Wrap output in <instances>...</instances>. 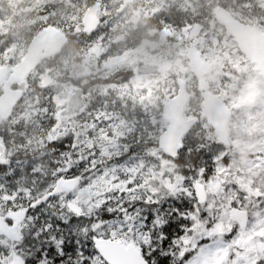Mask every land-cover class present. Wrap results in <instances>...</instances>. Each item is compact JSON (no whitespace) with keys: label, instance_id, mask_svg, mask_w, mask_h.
Instances as JSON below:
<instances>
[{"label":"trees","instance_id":"trees-1","mask_svg":"<svg viewBox=\"0 0 264 264\" xmlns=\"http://www.w3.org/2000/svg\"><path fill=\"white\" fill-rule=\"evenodd\" d=\"M98 1L107 13L102 15L99 28L87 34L83 30V14ZM42 3L41 0H3L0 7V20L4 25V30L0 32V65L13 66L24 55L22 53L6 58L2 50L17 43L23 44L26 51L34 33L49 24L62 29L69 37L66 47L59 54L41 59L37 70L28 78L24 86L25 93L12 117L0 122V183H3L0 215L18 208H27L30 211L28 223L22 231V241L12 245L26 262L35 257L43 244V237L37 239L35 233L66 202L61 200V195H56L34 208H30V205L49 193L58 178H78L80 187L103 179L108 184L112 183V191L107 193L108 198L110 195H118L114 190L122 189L129 180L136 181L142 187L147 182L161 184L159 177L154 174L161 173L162 165L153 151L163 153L159 148L158 138L167 126L163 117L166 98L173 96L178 89L175 73L169 72L167 77L159 78V84L164 80L170 87L166 93L161 89L158 111L152 110L153 105L143 106V102L138 103L135 100L137 118L142 119L143 114L141 124L153 132V137L149 138L148 132L141 126L131 129L127 132L129 137L124 140L126 145H130L129 151L122 154L99 143V134L105 133L107 137L104 139H107L108 136H114L115 130L124 128L120 120L115 127L114 122L106 117L107 114L117 117L126 115L130 119L128 114L132 110L127 108L128 94L122 86L134 78L136 66L125 68L109 79L101 78L100 74L88 75L83 77L87 79V84L80 77H70L69 71L63 70L65 66L83 61L89 47L92 48L95 44L104 47L106 56L122 54L127 47H136L148 31L155 28L200 26L205 29L207 23L212 21L226 30L214 15L215 9L220 5L235 17H242L245 22H250L264 31V6L261 7L258 0H135L121 8V3L116 0H62L46 3L38 11ZM18 49L19 47L16 52ZM226 70L227 73L231 71L235 74L232 68L226 67ZM55 81L72 89L76 99L75 117L83 124L82 127H86V134L75 128L74 121L69 124L60 116L57 98L59 92L55 88ZM107 84L114 86L102 88ZM190 92L192 96L186 115L198 117V122L185 135L182 150L171 161L174 173L183 179L178 189L163 184L169 194L180 199L194 192L196 179L205 177L206 169H212L207 178L214 176L216 162L225 149V146L217 142L214 129L202 117L201 91L195 85ZM88 93L91 96L86 98ZM153 115L158 122L148 126V118ZM164 157L167 158L165 154ZM124 165L131 169L129 173L118 169ZM111 167L112 170L121 172V175H111ZM193 173L196 179L189 187L185 184V178L192 179ZM254 179L258 186L263 184L261 176L254 174ZM181 192L184 196H181ZM71 196L73 193L67 194L66 200ZM35 217L40 218L39 223L34 220ZM230 224L233 225L231 221ZM108 238L120 239L112 234ZM7 250L10 254L8 245ZM0 252L2 253V237Z\"/></svg>","mask_w":264,"mask_h":264},{"label":"rangeland","instance_id":"rangeland-1","mask_svg":"<svg viewBox=\"0 0 264 264\" xmlns=\"http://www.w3.org/2000/svg\"><path fill=\"white\" fill-rule=\"evenodd\" d=\"M41 1L43 3L38 11L42 10L46 3L62 0ZM258 3L261 7L264 6V0H258ZM106 13L107 10L101 8L100 15ZM240 18L245 21L244 18ZM3 30L4 25L0 20V32ZM190 48L202 51L204 58L214 64V72L206 77L208 89L215 92L232 110V117L228 125L229 144L225 146L224 152L216 162L214 176L207 179L200 177L195 181L205 186L208 199L205 204L197 208V214L193 217L196 221L193 225L194 235L185 239L184 250H187L189 245L195 248L196 240L200 235H211L215 239L223 240L224 244L216 248L213 254H202L198 257L199 264H257V261L264 256V80L257 66L239 50L236 40L227 29H222L212 21L207 23L205 29L200 26L155 28L148 31L136 47H127L122 54L106 56L104 47L95 44L94 47H89V52L83 61L72 62L63 70H68L70 77L82 78L85 80L84 84H87V79L83 77L88 75L100 74L101 78L109 79L125 68L136 66L134 78L130 83L122 86L128 94L127 108L132 110V113L128 114L130 119L128 120L126 115L117 117L107 114L106 117L114 122L115 127L118 126L116 122L120 120L124 128L115 130L114 136H108L107 139H104L107 137L105 133L99 134V143H103L104 147L126 154L130 145H126L124 140L126 141V137H129L127 132L131 129L141 126L148 132L149 138L153 137V132L141 124L143 114L142 119L137 118L138 113L134 103L137 101L143 102V106L153 105L152 110L158 111L161 89L166 93L170 87L164 80L159 84L161 80L159 78L167 77L169 72H174L177 79H183L186 82L189 91L193 86H197V80L186 58ZM22 53H25L23 44L17 43L2 50L6 58L11 55L16 57L17 54ZM226 67L232 68L235 74L231 71L227 73ZM47 79L49 80L48 77ZM109 86L114 84H107L102 88ZM55 88L59 92L57 98L60 116L69 124L74 121L75 128L82 134H86V127H82L83 124L75 117L76 99L70 86L55 81ZM90 96L91 94L88 93L85 97ZM148 119V126L158 122L155 115ZM216 138L219 143V138L217 136ZM153 154L162 165L161 173L154 176L159 177L161 184L178 189L183 178L174 173L172 160L165 158L164 154L158 150H154ZM113 167L109 173L113 176L121 175V172L112 170ZM118 169L126 173L131 171L125 165ZM254 174L261 176L262 185L258 186ZM111 184L102 179L78 188L68 201L67 195H62L61 200L67 204L78 205L79 209L83 207L91 211L108 198L107 193L112 188ZM159 185L160 183L157 182H147L144 187L151 188ZM2 189L3 183H0V193ZM234 206L249 212L250 222L247 228L230 224V212ZM201 209L208 213L205 220L199 219ZM206 225H208L207 228ZM112 236L120 238L118 240L124 243L132 242L130 239L126 241L124 236L118 234V230L113 232ZM0 260L7 264L11 259L0 252Z\"/></svg>","mask_w":264,"mask_h":264},{"label":"snow or ice","instance_id":"snow-or-ice-1","mask_svg":"<svg viewBox=\"0 0 264 264\" xmlns=\"http://www.w3.org/2000/svg\"><path fill=\"white\" fill-rule=\"evenodd\" d=\"M211 171L205 170V179ZM195 179L193 173L192 179L185 178V184L190 187ZM114 191L118 195H110L92 211L62 204L35 233V238L43 237V244L26 264H108L98 241L117 230L138 246L143 264H199L198 257L211 255L224 244L211 235H200L195 248L189 245L184 250L185 239L194 235L193 216L199 206L194 192L180 199L169 194L163 184L142 187L133 180ZM207 216L201 209L199 219ZM34 220L40 222L39 217ZM0 264L5 262L0 260ZM257 264H264V256Z\"/></svg>","mask_w":264,"mask_h":264},{"label":"water","instance_id":"water-1","mask_svg":"<svg viewBox=\"0 0 264 264\" xmlns=\"http://www.w3.org/2000/svg\"><path fill=\"white\" fill-rule=\"evenodd\" d=\"M2 0H0L1 3ZM130 3L134 0H118ZM100 3L97 2L85 12L83 26L86 33L94 32L101 24L99 16ZM218 22L223 24L235 38L239 50L253 64L257 65L264 79V31L247 24L232 15L224 6H219L215 11ZM68 36L61 29L49 25L43 31L38 32L31 39L23 59L12 68L0 65V117L5 120L10 118L15 105L22 98L24 90L13 87L15 84H23L26 78L39 65L41 58L52 57L61 52L66 46ZM189 60V67L198 78V87L203 94L202 116L214 128L220 142L223 145L229 144L228 124L231 117V110L224 105L218 95L208 90L206 77L213 73L214 64L208 62L201 51L190 48L186 54ZM179 89L177 93L167 100L164 118L168 122L166 130L159 136L158 145L169 158H176L183 148V138L188 131L194 127L198 118L185 117V110L188 105L190 94L183 79L178 80ZM79 179L60 177L53 190L38 199L32 206L48 201L52 196L60 193H70L79 187ZM195 196L199 203L207 201V193L203 184L197 182L194 185ZM27 210L20 209L0 216V236L4 235L11 241L19 242L21 237L17 230L19 224L25 221ZM6 219L12 220L10 226ZM231 220L242 228L249 223L247 210L234 207L231 209ZM101 254L108 261V264H143L138 247L133 243H123L119 240L104 239L98 241ZM262 248V246H261ZM9 264H25L24 259L18 255Z\"/></svg>","mask_w":264,"mask_h":264},{"label":"flooded vegetation","instance_id":"flooded-vegetation-1","mask_svg":"<svg viewBox=\"0 0 264 264\" xmlns=\"http://www.w3.org/2000/svg\"><path fill=\"white\" fill-rule=\"evenodd\" d=\"M12 86H13L14 88L16 87L15 85H12ZM1 92H2V87L0 86V93H1ZM27 211H28V212H27V217H28V220H29V217H30V214H29V213H30V211H29V210H27ZM28 220H27V218H26V220H25L24 222H22L21 224H19V226H18V231H19L20 235L23 234V233H22L23 228L27 225ZM7 223H8L10 226H12V225L14 224L13 221L8 220V219H7ZM22 237H23V235H22ZM7 245L9 246V252H10V254H8ZM12 245H15V243H12V241H10V240L6 239V237L2 236V254L5 253V256H6V257L11 255V258H10L11 260L13 259L14 256L18 255L17 252H16V250L14 249V246H12ZM10 246H11V247H10ZM3 252H4V253H3ZM11 260H9V261H11Z\"/></svg>","mask_w":264,"mask_h":264}]
</instances>
